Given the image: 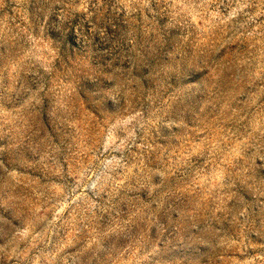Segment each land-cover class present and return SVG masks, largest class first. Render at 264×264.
<instances>
[{
  "label": "rangeland",
  "instance_id": "374dc122",
  "mask_svg": "<svg viewBox=\"0 0 264 264\" xmlns=\"http://www.w3.org/2000/svg\"><path fill=\"white\" fill-rule=\"evenodd\" d=\"M0 264H264V0H0Z\"/></svg>",
  "mask_w": 264,
  "mask_h": 264
}]
</instances>
